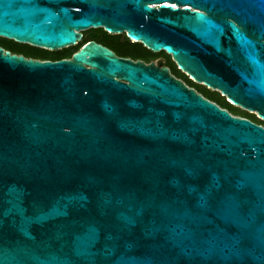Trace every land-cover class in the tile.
<instances>
[{
    "label": "water",
    "instance_id": "95a60500",
    "mask_svg": "<svg viewBox=\"0 0 264 264\" xmlns=\"http://www.w3.org/2000/svg\"><path fill=\"white\" fill-rule=\"evenodd\" d=\"M164 52L264 122V0H0V38ZM0 264H264V128L85 42L0 47Z\"/></svg>",
    "mask_w": 264,
    "mask_h": 264
},
{
    "label": "trees",
    "instance_id": "16d2710c",
    "mask_svg": "<svg viewBox=\"0 0 264 264\" xmlns=\"http://www.w3.org/2000/svg\"><path fill=\"white\" fill-rule=\"evenodd\" d=\"M86 33H89L93 37L94 34H101L100 41H96L106 46L118 57L129 58L131 60H141L144 63L152 62L156 58H162V65L168 69L169 73L175 78L183 81L188 87L197 90L204 97L215 102L221 108L226 109L232 115L247 118L256 124L264 126V122L258 120L253 114H249L226 103L217 92L208 91L200 85H197L190 81L185 75H183L180 71L176 69L169 56L166 55L164 52L159 51L157 53H152L149 50L145 49L141 44L130 42L123 34L109 35L104 32L101 28L89 29ZM86 41L87 39L83 38L79 43L72 47H67L56 51H47L26 44H20L11 40L0 38V47L4 51H8L10 54L22 55L26 59L31 58L40 61H55L63 58H69L70 55L74 53L79 47H81Z\"/></svg>",
    "mask_w": 264,
    "mask_h": 264
},
{
    "label": "flooded vegetation",
    "instance_id": "af4514ba",
    "mask_svg": "<svg viewBox=\"0 0 264 264\" xmlns=\"http://www.w3.org/2000/svg\"><path fill=\"white\" fill-rule=\"evenodd\" d=\"M97 29V28H96ZM89 29H87V30H85V31H83V32H81V39H83V38H86L87 39V41L86 42H88V41H93V42H95V43H97V44H99V45H101V46H104V45H102L101 43H98L96 40H99L100 41V39H101V34H94V37L93 36H91L89 33H86L87 31H88ZM105 32V31H104ZM108 34V33H107ZM109 35H118V34H109ZM81 39H80V41H81ZM79 41V42H80ZM78 42V43H79ZM104 47H106V46H104ZM80 48V47H79ZM78 48V49H79ZM107 48V47H106ZM20 56H22V55H20ZM71 56V55H70ZM23 57V56H22ZM118 57V56H117ZM70 58V57H69ZM69 58H63V59H69ZM121 58H123V57H121ZM170 58V57H169ZM127 59H129V58H127ZM61 60V59H60ZM131 60V59H130ZM155 60H157V62H153V61H155ZM44 61H49V60H44ZM55 61H57V60H55ZM132 61H136V60H132ZM138 61H141V60H138ZM152 61V63H154L155 65H158L159 64V66H161V67H165V66H163L162 64H163V59L162 58H156V59H154ZM141 62H143V61H141ZM144 63V62H143ZM146 64V63H145ZM169 72V71H168ZM170 74V73H169ZM171 75V74H170ZM184 75V74H183ZM174 77V76H173ZM175 78V77H174ZM177 79V78H176ZM178 80H180V79H178ZM181 81V80H180ZM186 87H188L183 81H181ZM197 85H200V84H197ZM201 87H203L204 89H207L206 87H204V86H202V85H200ZM188 88H191V87H188ZM191 89H193V88H191ZM197 94H199L202 98H205L206 100H208L209 102H212V103H214L215 105H217L220 109H223V108H221L218 104H216L215 102H213V101H211V100H209V99H207L206 97H204L200 92H198L197 90H195V89H193ZM208 91H212V90H209V89H207ZM219 94V93H218ZM220 96V95H219ZM222 97V96H221ZM222 99L226 102V99H225V97H222ZM227 103V102H226ZM234 107V106H233ZM237 108V107H236ZM239 109V108H238ZM224 110H226V109H224ZM227 111V110H226ZM228 112V111H227ZM228 114H230V115H232L230 112H228ZM250 114V113H249ZM232 116H234V115H232ZM235 117H239V118H243V119H246V120H248V121H250V122H252L251 120H249V119H247V118H244V117H240V116H235ZM252 123H254V122H252ZM254 124H256V123H254ZM256 125H259V124H256ZM259 126H261L262 128H264V126L263 125H259Z\"/></svg>",
    "mask_w": 264,
    "mask_h": 264
},
{
    "label": "rangeland",
    "instance_id": "374dc122",
    "mask_svg": "<svg viewBox=\"0 0 264 264\" xmlns=\"http://www.w3.org/2000/svg\"><path fill=\"white\" fill-rule=\"evenodd\" d=\"M153 62H157V60H155V61H153ZM215 95V94H214ZM216 96H218V95H216Z\"/></svg>",
    "mask_w": 264,
    "mask_h": 264
},
{
    "label": "bare ground",
    "instance_id": "6f19581e",
    "mask_svg": "<svg viewBox=\"0 0 264 264\" xmlns=\"http://www.w3.org/2000/svg\"><path fill=\"white\" fill-rule=\"evenodd\" d=\"M224 97V96H223Z\"/></svg>",
    "mask_w": 264,
    "mask_h": 264
}]
</instances>
